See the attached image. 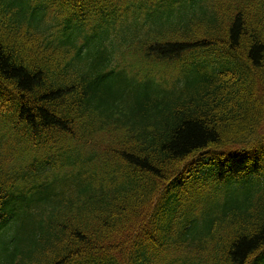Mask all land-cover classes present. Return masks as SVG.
<instances>
[{
  "label": "trees",
  "instance_id": "1",
  "mask_svg": "<svg viewBox=\"0 0 264 264\" xmlns=\"http://www.w3.org/2000/svg\"><path fill=\"white\" fill-rule=\"evenodd\" d=\"M263 260L264 0H0V264Z\"/></svg>",
  "mask_w": 264,
  "mask_h": 264
},
{
  "label": "rangeland",
  "instance_id": "2",
  "mask_svg": "<svg viewBox=\"0 0 264 264\" xmlns=\"http://www.w3.org/2000/svg\"><path fill=\"white\" fill-rule=\"evenodd\" d=\"M262 264H264V260L262 261Z\"/></svg>",
  "mask_w": 264,
  "mask_h": 264
}]
</instances>
